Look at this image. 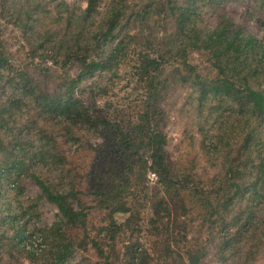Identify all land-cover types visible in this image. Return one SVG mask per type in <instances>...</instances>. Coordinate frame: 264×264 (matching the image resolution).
<instances>
[{
    "label": "rangeland",
    "instance_id": "obj_1",
    "mask_svg": "<svg viewBox=\"0 0 264 264\" xmlns=\"http://www.w3.org/2000/svg\"><path fill=\"white\" fill-rule=\"evenodd\" d=\"M88 1L0 0V32L15 69L27 72L47 90L58 89L65 77H75L78 66L65 64L64 51L80 36V27L84 28L83 38L94 47V34L112 0H96L87 19ZM151 1L160 3L128 0L131 10L119 35L120 40L127 33L135 39L126 38L113 68L86 79L78 95L93 115L129 129L146 100L137 72L139 59L146 54H168L162 69L159 123L168 139L171 172L191 188L215 193L226 182L227 156L242 148L244 134L229 112L199 102L195 89L178 77L181 60L167 49L151 48L172 30L162 10L144 9ZM199 14L205 28L229 17L264 43V25L260 23L264 12L256 8L254 0H225L219 9L201 7ZM80 19L87 22L80 24ZM210 57L206 51L190 50L187 59L201 76L210 79L217 73ZM33 119L38 120L37 116ZM63 127L57 122L48 125L58 141V154L67 160L52 162L47 158L27 164L53 190L73 193L75 208L87 215L86 226L69 227L57 206L42 197L34 180L4 171L8 166H3L0 154V264H187L185 251L192 247L206 249L202 264H264V199L247 195L227 212L215 213L205 221L191 192L167 196L157 177L144 171V164L136 160L141 172L133 178L130 211L112 213L99 193L109 191L127 166L117 132L104 128L96 135L76 131L73 136ZM39 134L37 131L29 139L35 137L38 144ZM28 150L29 146L25 147L26 155ZM250 204L257 212L254 221L244 213ZM240 221H248L252 231L246 235L245 229L240 231ZM237 233L245 235L244 240L240 244L233 240L222 250ZM95 243L109 258L108 263ZM59 252L64 253L61 258Z\"/></svg>",
    "mask_w": 264,
    "mask_h": 264
},
{
    "label": "trees",
    "instance_id": "obj_2",
    "mask_svg": "<svg viewBox=\"0 0 264 264\" xmlns=\"http://www.w3.org/2000/svg\"><path fill=\"white\" fill-rule=\"evenodd\" d=\"M224 1L160 0V3L151 1L150 4H144V9L162 10L172 27L151 48L167 49L173 53L172 57L181 60L180 69H177L178 77L195 89L199 102L206 105L210 103L215 110L220 107L229 112L244 134L242 148L235 155L227 156L226 182L215 193L197 189V186L191 188L188 182L175 178L171 172L166 153L168 139L159 123V103L164 89L162 69L165 60L170 58L168 54H146L139 59L137 72L144 83L146 100L136 122L129 129L93 115L78 95L86 79L113 68L122 45L126 38H130L127 33L120 40L119 35L122 23L127 22L125 19L131 10L128 0L111 1L94 34L97 43L93 48L88 39L83 38L84 28L80 27L81 37L77 35V39L72 42L74 45L63 54L66 65L77 64L78 74L65 77L56 90L44 89L30 74L15 69L0 32V154L5 161L3 166H8L4 171L34 180L42 191V197L57 206L69 227L84 228L87 215L75 208L71 201L73 193L53 190L40 176L31 172L32 166L27 162L35 164L42 159L52 162L56 159L67 160L66 156L58 154V141L48 129L52 122L64 124L65 133L73 136L76 131L96 135L104 128H113L117 132L121 152L127 158V166L109 191L99 193L102 200L110 204L108 207L112 213L130 211L128 204L134 191L133 178L141 172L137 171L136 160L144 164V171L150 170L157 177V183L167 196L180 197L191 192L196 204L203 210L205 221H209L215 213L227 212L229 206L238 199L244 200L247 195L264 199V43L247 34L241 25L229 17H221L211 28L203 26L200 8L211 6L219 9ZM95 3L96 0L88 1L85 18L88 19L94 12ZM254 4L259 11L264 12V0H254ZM70 20L74 18L70 17ZM82 22L87 21L80 19V24ZM260 23L264 25V21ZM117 40V45L111 50L110 47ZM190 50L209 53L213 69L217 72L214 77L206 79L189 63L187 58ZM34 116L38 120H34ZM37 131L40 132L38 144L35 137L33 141L29 139ZM27 146L29 150L26 155L24 150ZM48 152H51L50 156L46 155ZM255 210L252 204L245 207L247 219L256 220V217H252L257 213ZM238 227L240 231L241 228L245 229V235L252 231L248 221H240ZM117 230L113 231L112 240H115ZM245 235L237 233L222 250L230 247L233 240L240 244ZM94 246L108 263L109 258L104 255L100 245L95 243ZM231 246L234 250L235 244ZM185 252L187 264H202L206 256V249L201 247L188 248ZM61 254L64 255L59 252L58 258L62 257Z\"/></svg>",
    "mask_w": 264,
    "mask_h": 264
}]
</instances>
